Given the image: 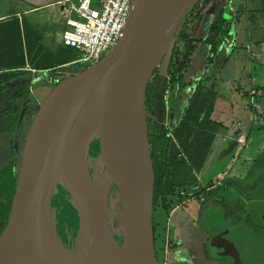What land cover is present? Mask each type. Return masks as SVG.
Segmentation results:
<instances>
[{"label":"water","instance_id":"obj_1","mask_svg":"<svg viewBox=\"0 0 264 264\" xmlns=\"http://www.w3.org/2000/svg\"><path fill=\"white\" fill-rule=\"evenodd\" d=\"M170 1L132 0L122 37L110 53L97 64L64 77L51 89L37 92L41 103L25 137L8 222L0 234V264H64L31 251L36 240L42 252H50L34 229L46 225L49 232L46 229L43 236L52 235L50 194L56 185L66 189L72 204L101 231L115 264H158L144 97L159 61L160 93L164 89L172 52L167 50L161 58L164 49L159 38ZM197 2L190 0L182 16ZM104 92L103 143L113 187L125 214L124 250L115 242L106 218L78 206L73 186L59 177L55 163L57 153H66L63 145L76 112L88 99Z\"/></svg>","mask_w":264,"mask_h":264},{"label":"crops","instance_id":"obj_2","mask_svg":"<svg viewBox=\"0 0 264 264\" xmlns=\"http://www.w3.org/2000/svg\"><path fill=\"white\" fill-rule=\"evenodd\" d=\"M58 1L61 0H5L6 3L2 4V8L6 7L9 10L8 16H5L6 19L20 20L40 10L48 9V6ZM243 1L242 7L247 10L248 3ZM234 6L235 4L228 9L229 20L232 16L234 18L238 16L233 13L236 10ZM54 12L51 17L58 18L57 22L60 25V29L58 30L57 27L55 30L57 32H54L56 37L47 30V22L42 15L33 16L31 21L34 23L31 21L28 23L40 34L43 46L45 43L51 45L52 48L44 47L52 52L64 50L61 46L64 23L59 12L57 10ZM248 12H250L249 15L244 14L245 16L238 17L237 21L234 19L236 21L233 26L234 36L229 45L230 48L226 51L227 54L222 42L218 57L209 68L212 81L210 84L211 114L206 121L207 124L200 116L195 126L194 149L199 152V157H193L194 163H191L189 153H181L184 162L175 170V178H173L179 185L176 192L178 196L169 199L168 219L174 212L178 211L179 214H175L174 217H177L175 222L174 217L172 218L169 235L166 237L168 264H221L219 260L225 253L220 254L219 245L222 242L228 246L235 243V239L234 242L230 240V244L226 239L227 235H232L233 230L237 240L241 239L244 232L241 225L248 213L254 216L257 222L264 223V69L250 66L252 60L258 64H264L262 40L264 34L262 37L260 35V38H254L259 32L256 31V26L258 23L262 25L260 24L262 19H253L252 10ZM38 26L43 28L40 29ZM56 40L58 45L53 46ZM241 52L244 56L240 55ZM73 73L68 71L64 74L67 77ZM199 88L201 96L204 97L205 91L202 85ZM250 90H256L258 95L250 97L248 95ZM253 103L259 106V113L253 110ZM187 106L188 102L186 107L175 115L177 123H172L171 126H177ZM203 132H206V138L211 136L212 140L207 149L205 161L197 170L198 158L200 159L202 155L201 144L204 141V137L200 134ZM239 136L245 138V146L242 149L237 144ZM217 167L219 170L211 179L217 186L216 193L214 189L199 193L200 185L205 186V189L209 188V184H206L210 179L207 178H211L208 176ZM174 197L176 201L181 202L179 206L172 207ZM229 201L232 204L231 207L228 206ZM221 204L229 208L227 221L223 220ZM221 235L224 239L216 240L221 238ZM234 253L231 254L229 251L225 254L231 257L226 264L240 262V254Z\"/></svg>","mask_w":264,"mask_h":264},{"label":"rangeland","instance_id":"obj_3","mask_svg":"<svg viewBox=\"0 0 264 264\" xmlns=\"http://www.w3.org/2000/svg\"><path fill=\"white\" fill-rule=\"evenodd\" d=\"M245 1L248 3L247 10L246 8L244 9V7H242L244 3L243 0H203L201 6H198L199 10L197 11V16L194 19H190V22L186 27L183 24L184 20L188 18L193 8L188 13L184 14L179 20H177L171 27L160 33L159 46L160 48L164 49L161 58H163L167 50H172L174 45L176 51H179V57L175 58V65L172 66L171 69V73L173 76L169 81V85L166 89V94L163 98L166 111V119L164 123L165 126L168 127L172 123H177L175 115H177L178 111L186 107V104L189 99H191L196 86L199 85L198 87H200L202 85L206 93V91H210V84L212 83L209 72V68L212 64L209 65L207 63V52H203L204 50L202 46L198 45V48L194 52L187 53L186 42L176 41L177 32L184 31L188 39L199 41L205 34L209 24L216 20L218 16V10L220 9L226 13H229V7L235 4V12H233L232 10L230 11L236 13V15L238 14V16H236V18L232 16L229 25V35L226 36L225 40L223 39V47L225 48V53L230 48V43H232V37L234 36L233 30H235L233 26L236 24L237 18H242L246 14L249 15L250 12H248V10H252L251 17L253 19H262L260 21V24L262 25H259L258 21H256L258 23V26H256V31L259 32L254 36V38L256 37V39L260 38L259 36L261 35L262 37L264 34V15H261L264 13V11L260 9L259 0ZM5 3V0H0V21L8 20L5 18V16H8L9 10L6 9V7L5 9L2 8V4ZM54 13L55 12H52L48 9L40 10L38 12H35V14H30L28 18L25 19H27L28 21H26L30 23L33 16L42 15L43 19H46L48 28L47 30L51 31L55 36L56 34L54 32H57L55 31L57 30V27L58 30L60 29V25L57 22L58 18L51 17L52 15H54ZM234 19L236 21H234ZM31 22L34 23V21ZM39 28L42 29L43 27L41 26ZM166 37H169V41L167 45L163 47V42ZM227 39L230 40L227 41ZM262 40L264 44V36ZM250 41H252V39H250ZM57 45L58 43L56 40L53 46ZM44 46L52 48L51 45H47L46 43L44 44ZM69 52V58L75 59L76 54L72 50H70ZM240 55L244 56L242 52L240 53ZM252 61L250 62V66L252 68L258 69L260 67H263L264 69L263 63L258 64V62H254V60ZM244 62L247 64L246 60H244ZM182 64L184 66H182ZM159 65L160 61L156 64L155 67V71H157V73L159 71ZM177 67L180 68V72H177ZM26 70L31 72L30 69ZM68 71L74 72L73 75L79 73L74 67H57V69L43 71L39 74L32 72L26 73L22 75V77L14 79L12 82L4 83L2 85V90L0 91V172L11 162L18 161V159L20 158L25 141V136L27 135L31 122L35 117L38 105L41 103V101L36 97L35 92L41 90L42 86L48 87V90L51 89L53 87V81H60L61 79L66 77L64 73ZM152 78L150 81H152ZM159 86L160 84L158 81H155L153 83V91L151 93L152 101L149 98L147 104L144 105L146 128L148 124L152 120H154L152 113V103L154 100L153 96L158 92ZM12 115L16 116L13 126L8 131H3V123L7 121V117ZM63 146V149L66 153L69 152V150L72 148L73 141L71 140L70 136H67ZM84 162L85 167H94L96 173L99 176L105 177L101 169L98 166H94V161L91 158L86 159V161ZM173 199L174 200L172 202V207L179 206L178 204L181 202L176 201L175 197ZM224 204L227 205V203ZM228 206H232L231 202ZM54 211L55 210L52 209V213H54ZM168 213L169 212H162V209H160V207H157L153 216L154 222L156 224L154 246L157 254L158 264H168L169 254L166 237L167 235H169V225L172 218L176 216L175 214H179L178 211L174 212L168 219ZM105 217L111 229L115 242L121 249L124 250L125 214L123 210V204L113 186L110 187V191L105 201ZM176 218L177 217H174V222ZM243 221L244 223H242L241 226L243 227L244 232L241 235V239L237 240V238L234 236L235 230H233L232 235H227L226 239H228V243L230 240L234 242L235 239V243L233 245L231 244L230 246H228V244H225L224 248L229 249L231 254H233L234 252L239 253L240 264H264V223L257 222L256 218H254V216L249 213ZM160 223L161 228H159ZM171 227L172 224L170 228ZM47 231L49 232L48 229ZM223 239L224 237H222L221 235V238H218L216 240ZM222 248L223 247H219L220 254L225 253V250L223 251ZM223 256L224 257H222L219 262L221 264H226L227 262H229L231 257L229 256V254L227 256L224 254Z\"/></svg>","mask_w":264,"mask_h":264},{"label":"trees","instance_id":"obj_4","mask_svg":"<svg viewBox=\"0 0 264 264\" xmlns=\"http://www.w3.org/2000/svg\"><path fill=\"white\" fill-rule=\"evenodd\" d=\"M202 3L203 0H199L193 7L188 18L184 20L183 24L185 27L189 24L190 19H194L197 16V11L199 10L198 6H201ZM261 10L264 11V4H262ZM229 18L228 13L219 9L216 20L209 24L205 34L199 41L188 39L184 31L177 32L176 41L186 42L187 53L194 52L198 48V45H201L204 50L203 52H207V63L211 65L218 57L219 48L223 39H225L229 33V25L231 22ZM41 42L40 34L28 24L25 18H21L20 20L12 18L0 21V91L4 83L12 82L14 79L20 78L26 73H31L26 69L34 70V73L39 74L43 71L61 67L73 60L69 58V51L71 49L64 48V50L60 49L52 52L46 49ZM171 52L164 89L163 92L160 93L159 86L158 92L153 96L152 113L154 120L148 124L145 134L153 179V240H155L156 230L153 216L156 208L160 207L164 212H168L170 208L169 199L173 196H178L176 191L179 185L175 182L174 176L175 170L184 162L181 153L188 152L191 163H194L195 157H199V152L194 149L196 143L195 126L200 116L203 117L204 123L207 124L206 121L211 114V91H206L203 97L201 96L200 88L197 87L191 99H189L188 106L186 110L183 111L182 119L177 126H165L166 111L163 98L166 94L169 81L173 76L171 69L172 66L175 65V58L179 57V51H176L175 45ZM182 66L184 65L182 64ZM177 72H180V68L178 67ZM152 77V81L147 84L145 90L144 105L147 104L149 98L151 99L153 83L158 81L160 84L157 71L154 70ZM57 82L58 81L54 80L53 86L57 84ZM41 90H48V87L42 86ZM38 91L35 92L36 96ZM15 119L16 116L8 117L2 130L8 131L13 126ZM200 135L204 137V141L201 144L202 155L200 159L198 158L199 163L196 165L197 170L204 163L207 149L212 140L211 136H207L206 138V132ZM19 163L20 158L18 161L11 162L0 172V234L5 229L8 222ZM155 255L157 259L156 250Z\"/></svg>","mask_w":264,"mask_h":264},{"label":"bare ground","instance_id":"obj_5","mask_svg":"<svg viewBox=\"0 0 264 264\" xmlns=\"http://www.w3.org/2000/svg\"><path fill=\"white\" fill-rule=\"evenodd\" d=\"M189 1H170L161 32L181 18ZM168 41L169 37H166L163 47ZM160 52L161 49L158 54ZM106 111L105 92L88 99L76 112L69 128L74 147L68 153L59 152L55 156L58 175L73 186L78 206L102 219L106 218L105 201L113 186L103 143ZM88 158L94 161V166H98L105 177L99 176L94 167L84 166ZM50 204L55 210L52 235L43 236L46 225L34 229L50 252H42L35 240L31 248L34 255L64 264H115L101 231L72 204L66 189L59 185L53 187Z\"/></svg>","mask_w":264,"mask_h":264},{"label":"built area","instance_id":"obj_6","mask_svg":"<svg viewBox=\"0 0 264 264\" xmlns=\"http://www.w3.org/2000/svg\"><path fill=\"white\" fill-rule=\"evenodd\" d=\"M131 4L132 0H61L48 6V10L59 12L64 23L61 46L76 54L75 59L62 67H74L80 72L110 53L122 37ZM248 95L255 97L258 92L250 90ZM252 108L259 113L256 103ZM237 144L244 148V136L237 138Z\"/></svg>","mask_w":264,"mask_h":264},{"label":"flooded vegetation","instance_id":"obj_7","mask_svg":"<svg viewBox=\"0 0 264 264\" xmlns=\"http://www.w3.org/2000/svg\"><path fill=\"white\" fill-rule=\"evenodd\" d=\"M262 4H264V0H259V6H260V9L262 8ZM159 74V73H158ZM33 108V107H32ZM12 116H15V115H12ZM10 117V116H9ZM8 118V117H7ZM5 123V122H4ZM4 123H3V125H4ZM3 127V126H2ZM26 137V136H25ZM217 170H219L218 169V167L215 169V170H213L211 173H210V175L208 176V177H211V178H207L209 181H208V183L206 184V185H208L209 186V188H207V189H205V186L203 187V186H201L200 185V191H199V193H201V191H202V193H206V192H208L210 189L212 190V189H214V193H216V191H217V186L214 184V182H213V180H211L213 177V175H215L216 174V172H217ZM215 185V186H214ZM202 199V198H201ZM204 200V199H203ZM205 202V201H204ZM214 202V201H213ZM221 206V208H222V210H223V220H228V215H229V208H228V206L226 207V206H224L223 204H221L220 205ZM222 242V241H221ZM224 245H225V243L224 242H222L220 245H219V247H223L222 248V250L225 252V254L226 253H229V249H225L224 248ZM220 250V249H219ZM220 259H222V258H220Z\"/></svg>","mask_w":264,"mask_h":264}]
</instances>
